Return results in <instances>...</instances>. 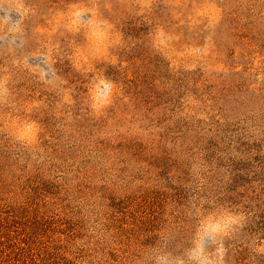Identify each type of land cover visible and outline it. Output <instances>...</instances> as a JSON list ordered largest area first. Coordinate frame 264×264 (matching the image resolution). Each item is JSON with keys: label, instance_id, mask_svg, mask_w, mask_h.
<instances>
[{"label": "rangeland", "instance_id": "1", "mask_svg": "<svg viewBox=\"0 0 264 264\" xmlns=\"http://www.w3.org/2000/svg\"><path fill=\"white\" fill-rule=\"evenodd\" d=\"M0 204L48 264H264V0H0Z\"/></svg>", "mask_w": 264, "mask_h": 264}, {"label": "trees", "instance_id": "2", "mask_svg": "<svg viewBox=\"0 0 264 264\" xmlns=\"http://www.w3.org/2000/svg\"><path fill=\"white\" fill-rule=\"evenodd\" d=\"M0 204V264H48L50 227ZM49 244H53L47 240Z\"/></svg>", "mask_w": 264, "mask_h": 264}]
</instances>
